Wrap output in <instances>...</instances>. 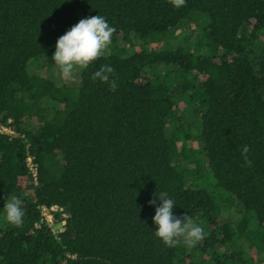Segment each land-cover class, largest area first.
Masks as SVG:
<instances>
[{"label": "trees", "instance_id": "trees-1", "mask_svg": "<svg viewBox=\"0 0 264 264\" xmlns=\"http://www.w3.org/2000/svg\"><path fill=\"white\" fill-rule=\"evenodd\" d=\"M99 14L116 29L109 50L78 86L57 84L58 38ZM105 64L115 92L92 79ZM10 119L0 264H264V0H0V121ZM162 191L203 227L196 246L155 237L150 201ZM12 196L19 226L3 211ZM53 206L68 215L57 235L41 224Z\"/></svg>", "mask_w": 264, "mask_h": 264}, {"label": "clouds", "instance_id": "clouds-1", "mask_svg": "<svg viewBox=\"0 0 264 264\" xmlns=\"http://www.w3.org/2000/svg\"><path fill=\"white\" fill-rule=\"evenodd\" d=\"M115 31L116 29L107 22V19L99 14L81 19L59 37L52 61L58 67L62 78L71 80L75 69H87L109 48ZM113 75L114 69L105 64L93 73L92 79L107 83L115 92L118 83ZM248 152L249 147L245 145L244 160L251 166ZM155 197L150 201V206L155 208V215L152 218L155 225L154 235L166 247L174 248L181 244L194 247L204 239L203 227L194 222L190 216L184 215L181 218L174 215L176 204L168 192L162 191L158 195L155 193ZM22 204L23 201L16 196H12L5 203L3 211L9 223L17 226L22 224L24 216Z\"/></svg>", "mask_w": 264, "mask_h": 264}, {"label": "built area", "instance_id": "built-area-1", "mask_svg": "<svg viewBox=\"0 0 264 264\" xmlns=\"http://www.w3.org/2000/svg\"><path fill=\"white\" fill-rule=\"evenodd\" d=\"M13 121L10 119L7 124L0 121V134L10 137H18L19 134L12 127ZM28 168L30 174L33 176L35 181H38L39 167L35 163L33 156H28ZM57 212H62L60 218L56 216ZM68 215L58 206L44 207L42 210L41 224H45L51 228L52 232L57 235L65 231L67 225Z\"/></svg>", "mask_w": 264, "mask_h": 264}, {"label": "rangeland", "instance_id": "rangeland-1", "mask_svg": "<svg viewBox=\"0 0 264 264\" xmlns=\"http://www.w3.org/2000/svg\"><path fill=\"white\" fill-rule=\"evenodd\" d=\"M189 27V26H188ZM120 46H125V43L123 41H120ZM109 49H107L105 52H107ZM29 70L31 73L33 74H38L39 72V69L38 67L35 65H33V62H31L29 64ZM55 71H53V77L54 80L56 81L57 84H66L67 86H78L79 83H80V73H81V70L82 69H75L74 70V73H73V78L71 80H68L66 78H62L60 72H59V69L58 67L54 69ZM48 76L50 77V74H48ZM51 103H46L45 105L47 106H51L50 105ZM185 119L183 120L184 124H189V123H193V121L196 120V117H193V115H189L188 112L184 113V116H183ZM174 132V131H173ZM196 136V135H195ZM202 159H204V157L202 156ZM186 166H188V164H186ZM223 217H227V215H223Z\"/></svg>", "mask_w": 264, "mask_h": 264}]
</instances>
